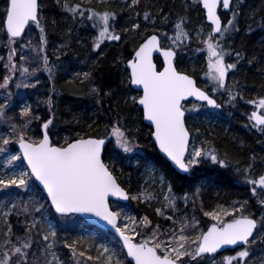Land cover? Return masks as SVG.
Here are the masks:
<instances>
[{
	"label": "trees",
	"instance_id": "1",
	"mask_svg": "<svg viewBox=\"0 0 264 264\" xmlns=\"http://www.w3.org/2000/svg\"><path fill=\"white\" fill-rule=\"evenodd\" d=\"M78 2L80 0H71L73 4ZM38 3L40 23L45 29V42L41 43L40 29L32 22L23 33L34 38L39 59L37 71L41 79L36 88L38 90L27 98L32 110L28 135L33 139H39L42 125L51 119L52 124L49 125L48 131L50 140L60 145L66 140L71 141L80 136L102 135L106 127L120 119L123 126L137 139L140 145L138 153L125 155L119 150H113V145H108L104 158L121 186L131 196L136 195L140 189V173L145 168V161H149L157 169V175H163L164 182L171 185V193L174 196L182 197L189 194L193 198H198L195 209L202 230L211 223L204 213L213 211L216 203L231 207L247 201L244 214L258 217L256 219L259 225L260 218L264 216V206L259 203L261 195L258 192L255 196L252 194L251 186L245 183L243 173L239 175L236 173V168L243 170L251 164L254 176L258 177L264 173V127H253V122L248 119L252 110L247 103L250 98L264 97V0H232L231 10L218 11L222 22L226 24L233 16V13L230 16V12L236 6L235 23L238 30L229 32V39L233 47L232 56L235 57L238 51L243 57L232 73L235 85L232 92L237 95V99L229 103V97H225L224 100H227L223 103L222 97L212 95L221 105L220 108L214 109L193 102L192 104L200 106L199 111L191 117L186 113L185 124L190 134L197 132L195 141H199L201 147L214 148L228 166L221 167L211 161H202L183 175L174 171L168 162L159 156L151 143L150 129L143 124L141 111L132 101V97L138 94L129 87L125 62L131 58L133 51L145 36L154 30L173 36V26L183 18L186 31L191 33V37L183 42L184 46L175 60L176 69L192 75L202 87L199 71L205 67L206 55L200 40L205 39L209 27L199 1L140 0L135 8H129L131 0H105L102 3L90 1L86 3L88 8L97 11L107 9L116 14L115 21L110 23L114 24L115 32L121 37L118 41L105 39L99 48L93 47L98 31L92 27V22L88 21L87 17L84 20H80L78 16L74 19L64 10V0H38ZM5 7L6 0H1L0 13ZM145 11L151 13L149 20L144 19ZM2 18L0 15V19ZM136 23L140 27L133 30L132 25ZM200 29L204 30V37L197 35ZM0 35V51L5 52L9 40L4 29ZM21 38H17V41ZM45 55L48 58L47 69H51V72L45 67L43 59ZM155 62L159 67L160 60L155 59ZM84 73L90 75L85 78ZM93 88L98 92L94 94ZM21 103L19 100L13 101L8 110L13 117L12 121L17 124L21 122L18 118V106ZM193 119L194 122H191ZM7 131L9 132V129L0 132V137H4ZM15 144L16 142L12 140L8 145H0V148L14 151ZM150 181H153L151 186ZM157 181V177L154 179L150 175L148 178L146 194L148 198L129 199L121 204L137 218H146L145 226L149 233L156 225L163 229V216L157 214V209L163 208L164 213H172L159 206L157 194L160 188L156 186ZM33 186L40 198L35 202L39 204L44 201V196L34 184ZM14 193L21 195V198L16 200L18 209L23 203L33 201L27 189L16 187L0 189V198L4 196L9 202ZM194 193H198V196H193ZM187 207L191 208L193 204H187L184 209ZM182 211L178 212L176 217H179ZM52 215L55 217L53 213ZM31 218L27 216V220ZM225 218L229 220V217ZM8 221L15 235H23L25 214L17 216L13 213ZM76 226L77 224L73 223L63 228L64 245H73L77 250L92 253L94 243L89 239L81 244L78 240H73ZM40 227L38 226V231L34 230L32 235L37 242L36 247L42 249L43 229ZM4 231H6L4 220L0 218V241L3 239ZM244 247L250 252L249 257L245 258L247 264H264V228L258 226L249 245L214 256L219 262L224 256L233 255ZM125 263L130 264L127 260Z\"/></svg>",
	"mask_w": 264,
	"mask_h": 264
},
{
	"label": "snow or ice",
	"instance_id": "2",
	"mask_svg": "<svg viewBox=\"0 0 264 264\" xmlns=\"http://www.w3.org/2000/svg\"><path fill=\"white\" fill-rule=\"evenodd\" d=\"M140 0H131L129 8H135ZM226 10H231L232 0H202L203 9L206 10V19L209 22L210 31L207 32L206 39L200 43L206 45L208 72L205 74L210 78L211 91L213 93L223 90L229 97V103L237 99L231 87L227 84V76L230 71L237 68V64L243 59L240 52L235 53V62H226V57L231 59V53L223 47L225 36L236 28V15L228 19L226 24L222 22L218 15V6ZM63 8L75 19L92 22V27L97 29L98 35L95 39L94 48H99L105 39L120 40V35L115 32L114 24L116 14L107 9L97 11L88 8L85 0L78 3H71V0H64ZM0 25L3 26L5 35L10 44H15L17 38L22 37L26 25L34 23L40 29V41L45 42V29L40 23V5L38 0H6V7L0 13ZM151 13L144 12V19L149 20ZM167 18H165V21ZM155 21H153L154 23ZM138 23L133 24V30L138 29ZM174 35L168 36L167 33H160L154 30L148 34L134 50L132 59L127 61V67L131 69L129 82L142 88V95L132 97L134 104L142 106L143 118L150 121L154 130L150 131V136L154 137L160 151L174 162L181 170L188 172L194 166L201 164L202 161H211L221 167H227L224 159L216 153L212 147L204 148L190 145V133L185 126L184 103L188 98H195L198 101L206 102L207 106L220 108L221 105L209 95L208 92L197 87L196 81L190 75L179 72L176 69L175 60L180 49L184 46V40L190 39L191 33L186 31L183 18L174 26ZM197 35L204 37L203 29L198 30ZM167 41V45L162 44L161 38ZM30 43V42H29ZM203 51V49H197ZM159 52L163 57L158 67L154 62L153 53ZM16 56L15 47L10 48L8 55L9 64L5 67L15 72L17 65L13 62ZM20 59L23 61L24 57ZM47 69L48 58L43 57ZM251 63V61H249ZM162 69V70H160ZM51 72V69H47ZM35 71V70H34ZM31 75L28 68H21V75ZM90 74L84 73L85 78ZM11 77L6 76L0 88L7 87ZM30 87L28 84H17V87ZM95 94L96 88L92 89ZM256 110L252 111L248 119L253 122V127H264V97L247 101ZM200 106L193 104L190 112H198ZM31 107L24 106L19 112L21 122L12 123L8 136L0 137V145H8L11 140L19 144L21 152L19 155H12L8 163L24 159L27 161L28 171L13 174L7 178H0V189L16 187L20 189L29 188V180L35 177L46 191V198L50 201V207L62 217L76 214H93L95 217L105 221L111 226L123 241V248L127 249L126 257H131L135 264H191L205 253H216L218 249L226 245H249L250 237L258 226L264 228V216L258 221L250 215H245L247 201L233 206L229 212L223 209V214L229 217L225 222L217 212H205V216H210L215 223L208 227L207 231H200L194 236L188 235L191 229L195 232L198 225L197 221L189 224L187 221L182 223L177 229L176 220L172 216L166 217L171 220L174 227L162 229L156 225L148 232L145 226L144 231H138L140 224L132 217H124L123 227L118 226L121 218V211H113L109 206V197H116L121 200H138L142 197L148 198L145 193L130 196L129 192L121 186L118 178L113 174L109 165L105 162V152L108 145H113V150H119L123 154H136L140 145L127 128L123 126L120 119H116L110 126L106 127L105 132L99 136L88 135L80 136L71 141L66 140L64 144H54L49 137V125L52 120H47L42 125V138L33 139L28 135L32 122ZM0 119H11L6 115V105L0 104ZM114 142V144H113ZM5 149L0 148V151ZM145 170L154 179L157 177V169L151 162L145 161ZM236 173H243L245 183L251 185V192L257 195L258 188L264 193V173L258 177L253 175V165L246 169L236 168ZM26 177L28 179H26ZM161 185L164 177L159 176ZM169 193L171 185H168ZM186 199V197H185ZM168 204L164 207L175 208V202L165 196ZM259 203L264 206V199ZM35 201L23 203L19 209L16 203L10 205H0V209L7 207L6 211H0V218L4 220L6 231L3 232V239L0 241V264H57L58 257L55 253L48 250L53 247L52 243H47L46 248L36 247L33 239V231H38V226L48 223L47 217L40 218L45 208L44 204ZM31 209V211H30ZM15 213L19 216L25 214L26 222L23 226V235H15L8 218ZM157 214L163 216V208L157 209ZM31 216V220H27ZM146 221V218H144ZM130 233V234H129ZM56 231L48 223L47 234L42 235V240L49 241L55 238ZM254 242V241H251ZM96 257L97 264H123L118 254L114 253L107 246L101 245ZM52 259H44L47 255ZM75 255V249H73ZM121 254H123L121 250ZM80 252L79 256L83 257ZM250 252L247 247L237 252L234 256H224L220 264H247L246 259ZM189 258L185 260L183 258ZM93 258L88 257L91 261Z\"/></svg>",
	"mask_w": 264,
	"mask_h": 264
},
{
	"label": "rangeland",
	"instance_id": "3",
	"mask_svg": "<svg viewBox=\"0 0 264 264\" xmlns=\"http://www.w3.org/2000/svg\"><path fill=\"white\" fill-rule=\"evenodd\" d=\"M90 1H93L96 3H102L105 0H85L86 3H89ZM234 12L236 13V6H235V9L232 10V12H230V16H232L231 13H234ZM230 16L228 18H230ZM2 29H3V26L0 28V33H1ZM209 31H210V28H209ZM229 36H230L229 33L225 36L224 42H223V47L225 48V50L227 52L231 53V56H232V54H234V53L232 51L233 47H231ZM206 37H205V39H206ZM0 41H1V35H0ZM161 41L163 42V44L167 45V41L165 39H161ZM11 47H15V49H16V56L14 57V60H13V62L17 65L15 72H12L8 68L5 67L6 64H9L8 55H9ZM202 48H204V51H205L206 63H205L204 69L199 71V78H200L201 86L203 87V89L207 90L214 97H220V98L222 97L223 103H224L227 100V99L224 100V98L228 97V95L225 94L223 92V90H218L215 93H213L211 91L210 78L205 75L208 72V67H207V55H208V53L206 51V45L203 44ZM4 50H6V51L5 52L0 51V84L4 83V78L6 76L11 77V79L9 80V84L7 87L0 88V104L6 105V115H7V117H10L11 119H7V120L0 119V132H2L5 129H9V132H10V130H11L10 125L12 123H14L12 121V118H13L12 115L10 114V112H8L9 106L11 105L10 103H12L13 101L17 102L19 100L20 102L23 103V104L22 103L20 104L21 106L27 105V106L31 107V103L27 98L31 94L33 95V92L38 90L36 88L39 86L41 79H40L39 73L37 71L39 59L37 58L38 53H37L36 44L34 42V38H32L29 34L23 35L22 38L20 39V41H17L15 44H10V41H8ZM21 56L24 57L23 61L20 59ZM226 62H228V63L235 62V57L232 56L231 59L226 57ZM21 68H28L29 73H32V74L31 75L25 74L24 76H22L21 75ZM233 71L234 70L230 71L228 76H227V84L231 87V90L235 86L233 83V79H234L233 78L234 74H232ZM17 84H28L31 86L27 87V88L22 87V86L17 87ZM28 90H30V92ZM9 94H11L12 97H7ZM136 97H138V95ZM254 99H258V97L250 98V99H248V101L254 100ZM7 100H9V102ZM192 103L193 102L184 103V108H185L186 113L188 114V117H191V116L195 115V113H197V112L188 111V109L192 108V105H193ZM20 105L18 106V114L21 111V110H19V107H21ZM250 109L256 110L253 105H250ZM18 118L20 119V117H18ZM191 122H194V119ZM9 132L7 131L5 133V136H8ZM191 135H192V137H191V141H190V145H189L190 151H191V147L193 144L198 146V147H201V144L198 143L199 141H195L196 136H197V132L196 131L191 132ZM12 155H16V153L12 152V151L10 152V150L0 151V172L1 173L5 172V174L9 175L10 171L12 170L13 167H18V168L21 167L19 164V160L14 161L12 164L8 163V160ZM17 174H19V173H17ZM160 175L161 174L157 175L158 181L156 183V186L158 188H160L159 194H157V196L159 197V206L164 207L165 205L168 204V201L165 200V196H169V198L175 202V208L174 209L171 207H164V210L165 209L170 210L172 213H164V215H163V229H169V228L174 227V225L172 224V221L166 219V217L172 216L173 219L176 220L175 227L177 229H179L180 225L182 223H184L185 221H187L189 224L193 223L194 221H197L198 225L195 229V232H193L191 229H189L187 231V234L191 235V236L198 234L200 231H202V229L200 227L201 226L200 225V219L198 217L197 210L195 209V204L196 205L198 204V201H197L198 198H193L189 194L188 195L185 194L182 197H178V196H174L171 192L169 193L168 183L163 182V185H161V182L159 180ZM148 178H150V174L147 173L145 168H144L142 170V173H140L141 184H140V189L138 190L136 195H139L140 193L147 194ZM152 184H153V181H150L149 186H151ZM29 185L32 187L30 190L31 194H29L30 197L39 200L40 198H39V195L37 193V190L35 189V192H33V181L32 180H30ZM163 186H164V188L162 189L161 187H163ZM259 190L260 189L258 188L257 192H258V194L261 195L260 199H264V193H262ZM193 196H198V193H194ZM185 197H186V199H185ZM142 198L144 199V197H142ZM13 202L16 203V199L10 198V201L7 202V200L4 196L2 198H0V205H10V203H13ZM39 204H44V202H40ZM187 204L188 205L193 204V207H191V208L187 207V209L185 210L184 208ZM218 204L219 203L215 204L216 206L213 209V211H211V212L219 213L220 218L225 221V219H226L225 217H228V216H225L223 214L222 210L227 209L230 212L233 206L227 207V206L218 205ZM37 206H38V204H37ZM235 206L238 207L239 205L235 204ZM111 207L114 211H117V210L121 211V218L119 220V225H118L119 227H123L124 217H132L136 220V222L138 224L141 225V227L138 228V231H143V229L145 228V220L143 217L137 218L134 213H132L127 207L122 206L120 203L112 202ZM44 208H45V210H44L43 214L40 216V218L42 219L45 215L50 216L52 223L54 224L53 228H57L58 231H57L55 238H52V240L50 239L51 241L49 240L48 242H45L42 240V242H43V248L42 249L46 248L47 243H52L53 247L51 249H49L48 252L56 254V256L58 257L57 264H60L59 263L60 261H62L61 264H65L66 261H68L69 264H97L96 257L98 255V251H102V249H100L101 245L107 246L114 253L118 254L121 261H123V264H126L125 263V261H126L125 254H124V252L120 246V243L112 234H110L108 232H104V231L100 232V230L94 228L93 226L88 225L87 223H85L81 218H79L76 215H71V216L63 218L61 216H56V214L51 211L50 207L47 206V204H44ZM4 210L6 211L7 207H3L2 211H4ZM181 211H182V213L180 214V216L176 217V214H178V212H181ZM52 213L55 215V217L52 215ZM207 217L210 219L211 223L216 222L212 219V217H210V216H207ZM256 218H258V217H256ZM48 223H46L47 227H48ZM52 223H50V224L52 225ZM73 223L77 224L76 231H75V229L73 231L74 236H75V238H73V240H78L79 244H81L82 242L83 243L87 242V240L89 239L92 243H94L92 253H86V251H83L84 255H83V257H81V256H79V253L82 251L77 250L73 245L72 246H68L69 244L64 245L65 242H64V235H63L62 230L65 227V225L69 226V225H72ZM46 226L43 223L39 225V227L43 229V234H47L48 229ZM59 232H61V233L59 234ZM252 244L254 245V243H252ZM73 249H75V253H76L75 255L73 254ZM121 250H122L123 254H121ZM236 253L237 252H235L232 256H234ZM62 255H64V256H62ZM89 256H91L93 258L91 261L88 260ZM66 257H67V259H66ZM44 259L51 260L52 256L49 254L46 257H44ZM183 259L188 260L189 258L185 257ZM191 264H220V261L218 262L216 257L214 255H212V256H205L202 258L199 257V258H197L196 261H192Z\"/></svg>",
	"mask_w": 264,
	"mask_h": 264
},
{
	"label": "water",
	"instance_id": "4",
	"mask_svg": "<svg viewBox=\"0 0 264 264\" xmlns=\"http://www.w3.org/2000/svg\"><path fill=\"white\" fill-rule=\"evenodd\" d=\"M0 1H1V0H0ZM199 4H200V8H201V10L203 11L204 19H205V21L209 24V22H208L207 19H206V10H204V9H203V6H202V0H199ZM220 7H221L222 11H224V12L229 11V10L224 9V8L222 7V5L218 6V9H219ZM218 9H217V12H218ZM26 26H27V25H26ZM25 28H26V27H25ZM150 34H151V33H150ZM145 37H146V36H145ZM142 41H143V40H142ZM142 41H141L140 43H142ZM140 43L137 45L136 48H138V46L140 45ZM136 48H135V49H136ZM133 55H134V52H133L132 56H133ZM132 56H131V58L128 59L127 61L131 60V59H132ZM153 58H154V62H155V59H156V58L159 59L160 62H161L162 59H163V57L160 55L159 52H154V53H153ZM127 61L125 62V68H126V70H127V72H128V83H129V87H130L133 91H135V92H137V93L139 94L138 97H137V98H139V96L142 95V88H139V87L136 86V85H132V84H130V82H129V74H130L131 69L127 67ZM155 63H156V62H155ZM160 70H162V69H160ZM177 71H178V70H177ZM179 72H180V71H179ZM183 73H184V72H183ZM184 74H186V75H190V74H187V73H184ZM190 76H192V75H190ZM192 78L195 80V78H194L193 76H192ZM195 81H196V80H195ZM196 85H197V82H196ZM197 87H199V86L197 85ZM199 88H201V87H199ZM201 89H202V88H201ZM202 90H204V89H202ZM204 91H206V90H204ZM206 92H207V91H206ZM209 95H210V94H209ZM188 101L198 102V103H202V104H205V105H206V102L198 101V100H196L195 98H188L185 102H188ZM183 103H184V102H183ZM136 105H137V107L139 108V110L141 111V116H142V122H143V124L146 125V126L150 129V131H151V130H154V126L151 124V122H150V121H147V120H145V119L143 118V110H142V106H139L138 104H136ZM206 107L212 109L211 106H207V105H206ZM250 114H251V113H250ZM185 126H186V124H185ZM259 127H260V126H259ZM186 128H187V126H186ZM42 132H43V129H42ZM42 132H41V137H40V138H42ZM149 138H150V141H151V143L153 144L154 148L156 149V152L159 154V156H160L161 158H163L165 161H167L168 164L172 167V169H173L174 171H176L178 174H181V175L187 173V172L181 170L178 166H176V165L174 164V162H172V161L166 156V154H164L162 151H160L159 146H158V144L155 142L154 137H152V136L149 135ZM190 139H191V136H190ZM15 147H16V150H17V151L19 152V154H20L21 149H20V147H19V144L16 143ZM21 160H22V163L28 168V166H27V161L24 160V159H21ZM32 179H33L35 185L39 188V190L42 192V194H43L44 197L46 198V191L43 190V186L40 184V182H39L38 180L35 179V177H32ZM46 200H47V198H46ZM47 201H48V204H49V206H50V201H49V200H47ZM127 201H128V200H127ZM127 201H125V200H121V199H118V198H116V197H109L108 203H109V206H110V202L126 203ZM50 208H51V210H52L55 214L59 215L58 213H56V212L54 211V209H53L52 207H50ZM113 211H114V210H113ZM76 215H77L78 217H80L84 222H86V223H88V224H90V225L96 226L97 228H99V229H101V230H104V231H107V232H109L110 234H112V235H113V236L119 241L120 246L122 247V249H123V251H124V253H125V256H126L127 249H126V248H123V241H122V239L119 237V234L116 233L115 230H114L111 226H109L105 221H103V220H101V219L95 217L93 214H76ZM251 217L254 218V219H256L255 216H251ZM256 220H257V219H256ZM228 221H229V220H226L225 222H228ZM213 223H215V222H213ZM213 223L209 224V225H208L203 231H207L208 227H210ZM255 231H256V230H254L253 236H254V234H255ZM253 236H252V237H253ZM252 237H250V239H251ZM242 246H243V244L240 243V242H238L237 245H226V246H222V248H221V249H218L216 253H205V254H202L200 257H203V256H211V255H214V254L223 253V252H225V251H234V250H236V249H238V248H240V247H242ZM126 259L128 260V262H129L130 264H135V261H134L131 257H126Z\"/></svg>",
	"mask_w": 264,
	"mask_h": 264
},
{
	"label": "built area",
	"instance_id": "5",
	"mask_svg": "<svg viewBox=\"0 0 264 264\" xmlns=\"http://www.w3.org/2000/svg\"><path fill=\"white\" fill-rule=\"evenodd\" d=\"M17 155V154H16ZM22 171H27V169L25 168V167H20V168H18V167H13L12 168V170L10 171V174L9 175H7V174H5V172H3L2 174H3V176H2V178H7V177H9V176H11V175H13V174H17V173H20V172H22ZM26 179H27V177H26ZM44 217H47V220H48V222L49 223H52V220L47 216V215H45ZM52 226L54 227V224L52 223ZM60 264L62 263V261H60L59 262ZM69 264V263H68Z\"/></svg>",
	"mask_w": 264,
	"mask_h": 264
},
{
	"label": "bare ground",
	"instance_id": "6",
	"mask_svg": "<svg viewBox=\"0 0 264 264\" xmlns=\"http://www.w3.org/2000/svg\"><path fill=\"white\" fill-rule=\"evenodd\" d=\"M42 219H43V218H42ZM43 224H44L45 226L47 225L46 223H43ZM46 227H47V226H46ZM47 229H48V227H47ZM47 229H46V230H47ZM54 230L56 231V234H57L58 229H57V228H54ZM47 232H48V230H47ZM50 239L52 240V237H50L49 240H50ZM51 240H50V241H51ZM250 240H251V239H250Z\"/></svg>",
	"mask_w": 264,
	"mask_h": 264
}]
</instances>
